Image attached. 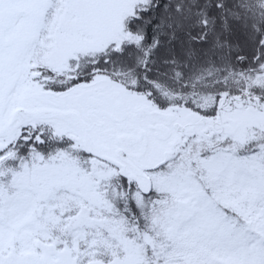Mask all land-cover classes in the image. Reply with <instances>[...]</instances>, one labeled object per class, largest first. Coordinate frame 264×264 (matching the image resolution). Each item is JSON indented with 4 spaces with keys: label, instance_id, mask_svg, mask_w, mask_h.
Masks as SVG:
<instances>
[{
    "label": "snow or ice",
    "instance_id": "6c2138e0",
    "mask_svg": "<svg viewBox=\"0 0 264 264\" xmlns=\"http://www.w3.org/2000/svg\"><path fill=\"white\" fill-rule=\"evenodd\" d=\"M0 264H264V0H0Z\"/></svg>",
    "mask_w": 264,
    "mask_h": 264
}]
</instances>
